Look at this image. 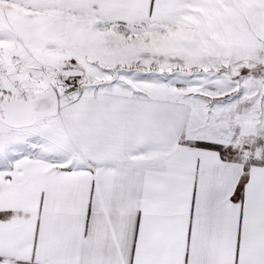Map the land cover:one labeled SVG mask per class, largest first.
<instances>
[{"label": "snow or ice", "instance_id": "snow-or-ice-1", "mask_svg": "<svg viewBox=\"0 0 264 264\" xmlns=\"http://www.w3.org/2000/svg\"><path fill=\"white\" fill-rule=\"evenodd\" d=\"M0 264H264V0H0Z\"/></svg>", "mask_w": 264, "mask_h": 264}]
</instances>
